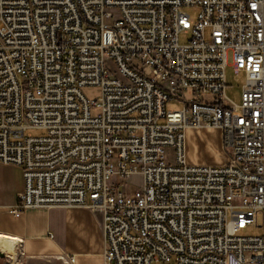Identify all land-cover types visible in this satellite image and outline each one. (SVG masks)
I'll return each mask as SVG.
<instances>
[{
  "label": "built area",
  "instance_id": "built-area-1",
  "mask_svg": "<svg viewBox=\"0 0 264 264\" xmlns=\"http://www.w3.org/2000/svg\"><path fill=\"white\" fill-rule=\"evenodd\" d=\"M187 129L220 131L224 162L188 164ZM0 164L16 217L97 211L103 264H264V0H0Z\"/></svg>",
  "mask_w": 264,
  "mask_h": 264
},
{
  "label": "crops",
  "instance_id": "crops-1",
  "mask_svg": "<svg viewBox=\"0 0 264 264\" xmlns=\"http://www.w3.org/2000/svg\"><path fill=\"white\" fill-rule=\"evenodd\" d=\"M185 147L188 164L224 162L216 129L186 131ZM23 189L22 171L0 164V237L20 241L15 246L16 264H67L68 256L75 257V264H103L101 218L84 208L32 209L16 217ZM7 257L4 264L12 261Z\"/></svg>",
  "mask_w": 264,
  "mask_h": 264
},
{
  "label": "rangeland",
  "instance_id": "rangeland-1",
  "mask_svg": "<svg viewBox=\"0 0 264 264\" xmlns=\"http://www.w3.org/2000/svg\"><path fill=\"white\" fill-rule=\"evenodd\" d=\"M186 13L190 15L191 19L194 20L196 18V15L198 13L197 10L195 9H186ZM210 36V31L206 30L205 37L206 39H209ZM189 36L187 35H181L180 36V43L184 44L188 42ZM228 62H229V67L226 69V96L227 98L232 101L234 104L239 105L241 103V90L243 85L245 84V75L243 73H238L235 74L232 67H231V56L228 55ZM135 65L140 66V63L138 64L137 62ZM108 70L110 72H113L114 68L112 65L107 63ZM111 69V70H110ZM150 70L146 69L145 73L149 74ZM83 95L88 99V100H95L99 97L100 91L96 87H87L82 90ZM193 93L191 91L185 93L183 96L187 101H191L193 98ZM181 102L179 103H169L166 106L167 110H180L182 107ZM32 136H41L43 135V132L41 131H29ZM116 181L115 179H112V182ZM141 185V177L139 176H134L130 181H127L125 183V186L128 187L129 189H135L136 187ZM93 216L97 217L100 219V215L97 211H90ZM262 221L259 218L258 219V225H261ZM262 229L256 228L254 226L248 227L246 230L242 231L239 235L242 237H249V236H260L262 234ZM4 264L3 259L0 260V264Z\"/></svg>",
  "mask_w": 264,
  "mask_h": 264
},
{
  "label": "bare ground",
  "instance_id": "bare-ground-1",
  "mask_svg": "<svg viewBox=\"0 0 264 264\" xmlns=\"http://www.w3.org/2000/svg\"><path fill=\"white\" fill-rule=\"evenodd\" d=\"M188 130H193V129H187L186 131H188ZM195 131H200V130H195ZM222 153H223V150H222ZM223 157L225 158L224 153H223ZM60 208H70V207L52 206V207H45L43 209H36V210L49 211L52 209H60ZM30 210H32V209H30ZM19 243H20V241L17 242L15 240H12L9 238L0 237V249L4 252L3 253L2 251H0V253L4 254L5 257H7V255H8L12 259V261L9 264H16L15 246Z\"/></svg>",
  "mask_w": 264,
  "mask_h": 264
},
{
  "label": "water",
  "instance_id": "water-1",
  "mask_svg": "<svg viewBox=\"0 0 264 264\" xmlns=\"http://www.w3.org/2000/svg\"><path fill=\"white\" fill-rule=\"evenodd\" d=\"M0 258H4V255L0 253Z\"/></svg>",
  "mask_w": 264,
  "mask_h": 264
}]
</instances>
